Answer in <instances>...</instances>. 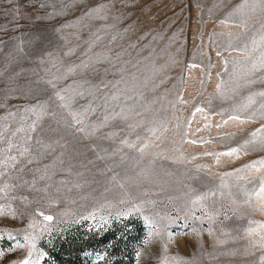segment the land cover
Segmentation results:
<instances>
[{"label": "rangeland", "instance_id": "374dc122", "mask_svg": "<svg viewBox=\"0 0 264 264\" xmlns=\"http://www.w3.org/2000/svg\"><path fill=\"white\" fill-rule=\"evenodd\" d=\"M0 264H264V0H0Z\"/></svg>", "mask_w": 264, "mask_h": 264}, {"label": "snow or ice", "instance_id": "6c2138e0", "mask_svg": "<svg viewBox=\"0 0 264 264\" xmlns=\"http://www.w3.org/2000/svg\"><path fill=\"white\" fill-rule=\"evenodd\" d=\"M46 220H51L52 218L50 216L45 217Z\"/></svg>", "mask_w": 264, "mask_h": 264}]
</instances>
